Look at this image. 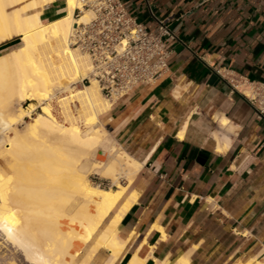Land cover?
<instances>
[{
    "label": "crops",
    "instance_id": "1",
    "mask_svg": "<svg viewBox=\"0 0 264 264\" xmlns=\"http://www.w3.org/2000/svg\"><path fill=\"white\" fill-rule=\"evenodd\" d=\"M123 1L151 30L168 18L179 41L158 82L99 116L100 162L109 159L99 158L105 145L142 164L128 190L139 194L119 225L127 243L116 264L134 253L145 264L180 254L188 264L264 258V116L224 78L264 82V0ZM63 12L58 0L44 15Z\"/></svg>",
    "mask_w": 264,
    "mask_h": 264
},
{
    "label": "bare ground",
    "instance_id": "2",
    "mask_svg": "<svg viewBox=\"0 0 264 264\" xmlns=\"http://www.w3.org/2000/svg\"><path fill=\"white\" fill-rule=\"evenodd\" d=\"M57 1L0 0V44L14 37L20 40L18 46L0 54V97L5 87H10L8 97L18 105L12 111L0 100V135H4L0 137V159L5 162L7 154H18L31 136L37 137V143L55 148L58 158L45 176L53 186L38 188L34 196L40 207L48 208L38 210L39 215L56 221L64 233L73 231L65 235L63 231L55 232L51 237L46 231H31L17 216V210L6 207L0 196V235L7 245L19 250L28 264H73L83 250L84 258L77 264H86L102 251L108 254L103 264H116L127 243L119 237V225L139 194L138 189L130 193L128 190L142 164L123 150L116 152L115 148L103 145L99 158L109 159L105 163H93L90 173L97 169L103 178L111 181L112 186L108 187L93 184L89 173L80 167L104 140L99 116L109 110L112 102L103 96L94 80L83 84L81 89L71 87L79 78L89 75L91 64L88 56L72 45L70 36L76 25L88 22L93 13L82 6L81 0H62L64 12L47 19L46 7ZM77 9L80 14L75 16ZM10 75L12 80L7 77L3 84V79ZM236 86L246 96H252L242 83ZM54 91H68L69 95L56 97ZM53 97L57 98L64 121L54 116L51 104L46 102ZM31 101L40 107L33 115ZM77 103L80 108L74 113L71 104ZM228 122L222 117L223 127ZM47 164L43 161L41 166ZM76 196L79 202L70 205ZM12 258L5 262L7 259L3 261L2 257L0 264H18L17 258L15 261ZM146 260L147 257L134 253L124 264H145ZM188 263V254H180L171 261H154V264ZM242 264H264V258L253 257Z\"/></svg>",
    "mask_w": 264,
    "mask_h": 264
},
{
    "label": "built area",
    "instance_id": "3",
    "mask_svg": "<svg viewBox=\"0 0 264 264\" xmlns=\"http://www.w3.org/2000/svg\"><path fill=\"white\" fill-rule=\"evenodd\" d=\"M81 3L93 16L76 25L70 36L72 45L85 53L91 64L89 75L79 83L94 80L103 96L114 102L137 87L158 82L169 68L172 44L179 41L168 18L156 19V29L151 30L128 12L123 0H81ZM79 14L75 10V16ZM224 78L232 92L245 97L264 116V82L229 72ZM238 83L248 87L252 96L243 94L236 86Z\"/></svg>",
    "mask_w": 264,
    "mask_h": 264
},
{
    "label": "rangeland",
    "instance_id": "4",
    "mask_svg": "<svg viewBox=\"0 0 264 264\" xmlns=\"http://www.w3.org/2000/svg\"><path fill=\"white\" fill-rule=\"evenodd\" d=\"M8 43L9 44L11 43V45L6 47L4 50H1L0 54L6 51H9L10 49L18 46L20 44V40L18 37H14L13 39H10ZM7 77L11 79V75L6 76L3 79V84H4V81H6ZM12 78L15 79V74L12 75ZM79 80L80 78L77 80L75 84H72L71 87H76L77 89H81L83 86L81 83H79ZM2 92L3 94L0 97V100L4 102L5 104L9 105L10 110L15 111L18 105L16 104L17 101L13 102L8 97L9 92H10V87L8 88L6 86L5 90H3ZM54 93H55L54 96L56 97L69 95L68 91H59V92L54 91ZM46 102H49L51 104V108H52V112L54 116L59 121H64V116L59 107V103L57 102V98L53 97L52 99L47 100ZM26 104L27 102H22V105H26ZM29 105L34 110L32 115L35 114L37 111H40V107L38 106L37 102L31 101ZM71 105H72V110L74 111V113L76 112L77 109L80 108V105L78 103L71 104ZM28 120H30V118H28ZM79 124L80 126L84 127L83 123H79ZM3 136H4L3 134L0 135V137H3ZM36 139L37 137L35 136L26 138L25 143L27 146L23 148L22 151H20L16 155L7 154L5 162L0 159V164H1L0 165V196H1V199L7 203L6 207L17 210V216L23 219V221L26 223L29 230L31 231L41 230L42 232L46 231V233L49 234V236L51 237L52 233L63 231V229H61L59 225L57 226L56 221H54L53 219H49V218L39 215L38 210L47 211L48 208L46 206L40 207L37 202V198L34 196V194L37 191H39L38 188L44 187L45 185H47V187L52 188L53 185L50 184L46 180L45 176L46 174H48L47 172L48 168L53 165V161L58 158L59 153L55 148L51 146L37 143L35 141ZM97 154H98L97 151L91 152L89 155V158L83 160L80 167H84L85 171L89 173L88 177L93 184H99L100 186H103V187L112 186L110 180L104 179L100 175L96 174L97 169L92 170L93 172L90 173L92 166H93V162L102 163L100 162V159H98ZM43 161H47L48 166L44 165L42 167L41 163ZM40 179H43L44 181ZM120 180H121V183L124 184V180L123 179H120ZM75 202H79V197L77 196L74 197L70 205ZM71 211L72 210H69V212ZM72 231H66V232H72ZM66 232L64 233L63 231V234L65 235ZM0 237H1L0 254L2 253L0 255L1 260L4 259L3 261H5L7 259L5 261L7 262L11 260L10 258H12L15 255V257H13L12 259L15 261L17 258V260H19V261L16 260L18 264H21V262L22 264L23 263L28 264L23 259L18 249H16L15 247L13 249L12 245H10L9 243L7 245L4 239H2L1 235ZM9 246L13 249V251ZM87 246L88 245H85V248H87ZM15 249L16 251H14ZM3 252H4V255L6 254V256L3 255ZM11 253L12 254L14 253V255H12ZM7 254H9L8 255L9 258L7 257ZM18 254L20 255L19 258H18L19 256ZM84 254L85 252L83 250L81 254V256L83 255V257L80 256L81 259L84 258ZM107 256H108L107 252L102 251L96 254L88 262H86V264H102L103 260L107 259ZM80 258H78L73 264H77L78 261L81 260Z\"/></svg>",
    "mask_w": 264,
    "mask_h": 264
}]
</instances>
